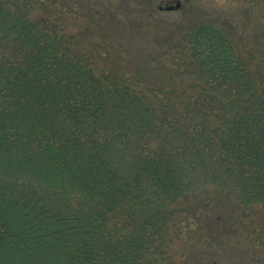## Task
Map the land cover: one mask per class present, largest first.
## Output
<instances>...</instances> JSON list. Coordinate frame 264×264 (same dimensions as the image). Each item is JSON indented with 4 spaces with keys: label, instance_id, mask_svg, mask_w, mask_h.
I'll return each instance as SVG.
<instances>
[{
    "label": "trees",
    "instance_id": "obj_1",
    "mask_svg": "<svg viewBox=\"0 0 264 264\" xmlns=\"http://www.w3.org/2000/svg\"><path fill=\"white\" fill-rule=\"evenodd\" d=\"M38 1L0 0V264H141L173 203L209 183L264 203V63L241 58L231 25L167 37L196 81L172 98L93 66L31 16Z\"/></svg>",
    "mask_w": 264,
    "mask_h": 264
},
{
    "label": "rangeland",
    "instance_id": "obj_2",
    "mask_svg": "<svg viewBox=\"0 0 264 264\" xmlns=\"http://www.w3.org/2000/svg\"><path fill=\"white\" fill-rule=\"evenodd\" d=\"M43 1L32 9L33 18L45 15L56 21L81 52L93 55V66L114 68L118 80L126 77L122 70L128 66L127 77L137 90L158 82L168 85L166 90L178 89L174 98L190 82L196 84L181 76L185 67L166 42L171 35L178 42L197 18L231 25L241 58L253 69L264 63V0H181L182 6L173 10L159 6L176 0ZM224 191L209 183L174 202L165 241L141 264H233L253 251L264 255V203L246 205Z\"/></svg>",
    "mask_w": 264,
    "mask_h": 264
},
{
    "label": "flooded vegetation",
    "instance_id": "obj_3",
    "mask_svg": "<svg viewBox=\"0 0 264 264\" xmlns=\"http://www.w3.org/2000/svg\"><path fill=\"white\" fill-rule=\"evenodd\" d=\"M253 253L254 255L244 256L242 260H239V258H237V260H233V264H264V255H255V251H253ZM213 264H219L218 260L214 261Z\"/></svg>",
    "mask_w": 264,
    "mask_h": 264
},
{
    "label": "water",
    "instance_id": "obj_4",
    "mask_svg": "<svg viewBox=\"0 0 264 264\" xmlns=\"http://www.w3.org/2000/svg\"><path fill=\"white\" fill-rule=\"evenodd\" d=\"M182 6V1L181 0H176L174 3H169L166 5H160L159 7L161 9H166V10H173V9H177L180 8Z\"/></svg>",
    "mask_w": 264,
    "mask_h": 264
}]
</instances>
